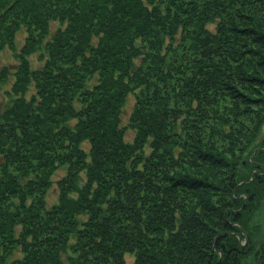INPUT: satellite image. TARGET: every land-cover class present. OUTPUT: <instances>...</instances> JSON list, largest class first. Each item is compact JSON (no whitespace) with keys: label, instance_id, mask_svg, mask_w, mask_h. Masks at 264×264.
Here are the masks:
<instances>
[{"label":"trees","instance_id":"1","mask_svg":"<svg viewBox=\"0 0 264 264\" xmlns=\"http://www.w3.org/2000/svg\"><path fill=\"white\" fill-rule=\"evenodd\" d=\"M7 47L0 264H264V0H0Z\"/></svg>","mask_w":264,"mask_h":264},{"label":"rangeland","instance_id":"2","mask_svg":"<svg viewBox=\"0 0 264 264\" xmlns=\"http://www.w3.org/2000/svg\"><path fill=\"white\" fill-rule=\"evenodd\" d=\"M56 24L53 22L52 23V27L55 28ZM15 46L18 48H20V46L23 44L24 39H25V30L23 28H21L20 30L17 31V33L15 34ZM33 65L36 66L37 65V61H36V57L35 55H30ZM18 63L17 58H15L14 56V50H12L11 48H6L4 49L1 53H0V66L2 65H6L7 68L11 69V70H15L16 64ZM13 76L9 75L8 78V82L7 84H4L1 92H0V102L4 103L7 99H8V95L6 93L5 90H9V87L11 85V83L14 81L13 80ZM134 102V96L132 94L128 95L127 98V102L126 104L123 106V110L121 113V117L122 118V122L123 123H127L128 122V115L132 109V104ZM134 131L132 129H129L126 132V139H131V137L133 136ZM64 173V171L62 169H59L58 172L55 174V179L59 176H61ZM56 190L57 189H51L50 193L48 194V203H52L56 200L57 196H56ZM263 199L261 200V202L259 203V206L257 207L256 212L254 213V215L252 216L251 220L256 223V231H257V240H261L262 238H264V196L262 197ZM128 262L131 261V258H129V256L126 257Z\"/></svg>","mask_w":264,"mask_h":264}]
</instances>
